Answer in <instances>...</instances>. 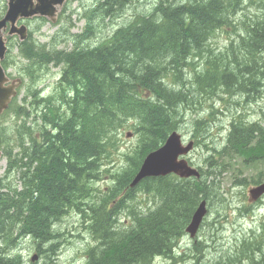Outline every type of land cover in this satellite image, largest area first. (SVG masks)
Returning <instances> with one entry per match:
<instances>
[{
	"label": "trees",
	"instance_id": "trees-1",
	"mask_svg": "<svg viewBox=\"0 0 264 264\" xmlns=\"http://www.w3.org/2000/svg\"><path fill=\"white\" fill-rule=\"evenodd\" d=\"M105 1L98 2L91 16H82L87 20L82 33H70L71 50L49 51L32 35L19 43L20 56L27 61L19 75L25 83L31 82L27 93L45 106V113L39 114V131L30 132L26 124L18 128V139L25 138L19 144V154L8 149L6 129L0 127L3 157L7 159L0 178V264H24L11 250L25 237L55 240L54 224L72 209L89 213L88 230L98 240L87 252L88 264H154L157 256L172 259L194 212L203 200L212 203L215 189L203 179L202 168H198L200 180L171 175L146 178L132 188L136 173L145 157L178 130L182 111L195 108L197 103L201 106L203 97L210 100L221 92L230 98L250 96L261 92L264 85V0H187L179 4L160 0L150 14L134 18L104 42L86 45L93 35L92 16L96 12L102 20L117 17L133 0ZM252 7L258 12L256 9L252 14ZM219 32L229 37V43L216 52L212 42ZM10 53L3 62L5 69L13 66ZM198 60L203 61L201 66ZM51 66L62 68L59 88L68 96L62 101L67 110L52 108L51 98L37 100L39 91L34 84ZM23 111L19 107L18 113ZM128 121H133L141 140L138 155L128 169L115 176L104 202L84 204L114 133ZM233 121L225 149L244 152L253 143H261L262 149L257 146L251 152H263L264 156V122ZM13 174H18L20 184L5 183ZM137 193L151 196L156 208H161L146 213L131 211L134 225L119 232L116 219L121 210L129 209ZM254 240L250 244L257 247L253 255L246 251L243 255L237 249L227 264H240L247 257L255 264H264V237L260 234ZM51 247L56 252L54 243ZM38 251L44 253L41 248ZM97 255H101L99 259Z\"/></svg>",
	"mask_w": 264,
	"mask_h": 264
},
{
	"label": "rangeland",
	"instance_id": "rangeland-1",
	"mask_svg": "<svg viewBox=\"0 0 264 264\" xmlns=\"http://www.w3.org/2000/svg\"><path fill=\"white\" fill-rule=\"evenodd\" d=\"M7 1L0 0V18L7 11ZM99 1L69 0L55 24L51 21L44 23L39 20L28 22L29 29L33 31L32 37L39 44H46L48 50H71L73 43L70 41V33L78 34L84 31L87 20L82 16L86 14L91 16V11L96 9ZM170 1L179 4L187 0ZM159 2L160 0H133L121 15L104 20L96 12L92 16L93 35L89 36L86 45L97 46L104 42L118 28L134 18L150 14ZM256 9L258 12V8H250L252 14L256 13ZM251 12H246V14L250 15ZM238 29L243 31L241 25H238ZM16 40H19L18 37L7 38L8 45L11 43L9 47L14 45V47H10L11 53L8 52L10 53L8 54L9 61L13 63V66L8 69L12 78L19 77L20 69L27 63L20 56V41ZM228 43L229 37L224 32H219L213 40L212 46L216 52H220ZM202 62L201 60L196 61L197 64ZM61 75V67L51 66L49 70L41 73L40 77L42 78L36 81L34 88L35 91H39L37 100L42 97L51 98L52 108L58 104L56 106L63 110L67 106L62 104L64 94L59 88ZM30 83L28 80L26 83L24 81L19 96L11 104L9 110L0 114V127L6 129L8 149L13 150L14 154H19V144L25 140V138L18 139L17 133L20 125L26 124L31 127L30 132L35 133L42 126V118L39 114L45 113V106H40V102L36 103L35 99L28 95ZM260 91L250 96L239 95L231 98L228 94L221 92L210 100H204L203 97L201 106L197 103L195 108L182 112V117L178 120L177 131L182 134L185 142L193 140L195 143L193 151L186 158L195 168H202L205 174L203 179L207 178V185H210L211 189H215L216 195L211 196L212 203L209 207V214L199 230L197 242H195L196 239L192 240L186 235L178 243L177 253L181 256L180 258L169 261L164 257H157L154 264H195V262L198 264H227L237 249L241 250L243 255L245 254V249L240 248L242 244L253 243L254 238L260 237V234L264 237V197L255 203L249 201V191L255 186L254 182H264L263 152L257 154L251 152L255 151L254 147L257 146L262 149L261 143L259 145L253 143L252 147L247 148L244 152L241 149H225L234 118H243V120L252 123L262 124L264 122V85ZM53 98H55L54 102ZM41 103L44 104L42 101ZM19 107L22 110H27V113L25 111L21 114L18 113ZM132 124L133 121L125 122L123 127L114 133L113 144L107 148L108 151L100 163L99 176L92 180L93 183L91 182L89 204H100L102 200L104 202L109 196V189L115 184V176L128 169L132 158L138 155L136 152L141 147V140ZM218 151L220 154L217 153ZM249 154L255 155L256 158L252 160ZM209 157H213V159L210 160ZM6 168L7 159L2 157L0 178ZM200 179L201 177L197 180ZM5 183L12 186L20 184L18 174L8 177ZM130 205L131 208L120 211L117 218L118 223H116L118 230L128 231L127 228L130 229L134 225L133 214L131 215L130 211L146 213L147 210L156 207V202L152 201L151 196L138 193L135 201H132ZM68 212L69 214H65L53 226L56 234L55 240L44 243L33 237H25L10 253L20 255L24 264H88L87 252L98 245V240H95L88 230L87 217L89 213L83 215L76 209ZM53 243L56 246V252L52 250ZM250 247H253L250 253L253 255L257 251V247L251 245ZM39 248L44 253L40 254ZM35 255L38 258L32 261ZM195 255L202 258L194 261ZM261 256L263 259L264 255ZM261 256L257 258L259 261H261ZM243 264L248 263L244 262Z\"/></svg>",
	"mask_w": 264,
	"mask_h": 264
},
{
	"label": "water",
	"instance_id": "water-1",
	"mask_svg": "<svg viewBox=\"0 0 264 264\" xmlns=\"http://www.w3.org/2000/svg\"><path fill=\"white\" fill-rule=\"evenodd\" d=\"M65 2L66 0H37L36 2L34 0H9L8 10L5 16L0 19V114L9 108L13 98L18 94L17 89L22 84L21 79L10 83L8 73L2 65L8 50L5 31L9 29V35H18L23 41L27 39L29 29L24 24L18 25L21 20L46 17L55 23L59 9ZM193 148V141L184 145L182 136L177 131L172 132L163 146L146 156L130 186L134 188L146 178L166 177L172 174L182 179L200 178V171L184 159ZM1 157L0 140V159ZM263 195L264 183L250 190L251 202L259 200ZM207 214V202L204 200L194 212L187 227V232L192 238L196 236ZM37 258L35 255L32 260L35 261Z\"/></svg>",
	"mask_w": 264,
	"mask_h": 264
},
{
	"label": "bare ground",
	"instance_id": "bare-ground-1",
	"mask_svg": "<svg viewBox=\"0 0 264 264\" xmlns=\"http://www.w3.org/2000/svg\"><path fill=\"white\" fill-rule=\"evenodd\" d=\"M106 1H107V0H106ZM106 1H105V2H106ZM145 17H146V16H145ZM219 19H220V18H219ZM93 22H94V21H93ZM238 24H239V23H238ZM240 24H241V23H240ZM235 26H236V25H235ZM235 26H234V27H235ZM225 30H226V29H225ZM225 30H224V31H225ZM83 34H84V33H83ZM84 35H85V34H84ZM82 37H83V36H82ZM232 42H233V41H232ZM49 51H50V50H49ZM54 51H56V50H54ZM51 52H52V51H51ZM51 52H50V53H51ZM55 53H56V52H55ZM262 53H263V52H262ZM60 54H61V53H60ZM60 54H58V55H60ZM55 56H56V54H55ZM56 57H57V56H56ZM58 57H59V56H58ZM61 60H62V59H61ZM61 60H60V62H61ZM63 60H64V59H63ZM64 61H65V60H64ZM64 61H63V63H64ZM60 62H59V63H60ZM198 64H199V63H198ZM199 65L201 66V64H199ZM262 65L264 66V64H262ZM262 75H263V74H262ZM61 85H62V84H61ZM62 88H63V87H62ZM178 88H179V87H178ZM59 93H60V92H59ZM59 93H58V94H59ZM62 93H63V92H62ZM58 94H57V95H58ZM225 94H226V93H225ZM58 96L60 97V95H58ZM56 97H57V96H56ZM59 97H58V98H59ZM61 97H62V96H61ZM63 97H64V96H63ZM63 97H62V98H63ZM67 97H68V96H67ZM67 97H64V98H63V101H64V99L67 98ZM54 99H55V98H53V102H54ZM66 101H67V100H66ZM48 102H49V101H48ZM50 103H52V102H50ZM59 103H60V102H59ZM62 104H63V102H62ZM56 105L58 106V104H56ZM56 105H55L54 107H56ZM61 106H63V105H61ZM60 108H61V107H60ZM60 108H59V109H60ZM63 108H64V107H63ZM63 110H65V109H63ZM66 110H67V108H66ZM181 110H182V109H181ZM182 112H183V111H182ZM238 118H239V117H238ZM239 119H240V118H239ZM242 119H243V118H242ZM178 120H179V119H178ZM240 120H241V119H240ZM233 122H235V121H233ZM245 123H246V122H245ZM232 125H233V124H231V126H232ZM245 125H246V124H245ZM252 125H253V124H252ZM242 126H243V125H242ZM230 128H231V127H230ZM257 134H258V133H257ZM257 134H256V135H257ZM229 149H230V148H229ZM98 163H99V162H98ZM98 165H100V163H99ZM98 165H96V167H97ZM95 170H96V168H95ZM95 170H94V171H95ZM96 171H97V170H96ZM94 173H95V172H94ZM98 173H99V172H98ZM96 174H97V173H96ZM94 175H95V174H94ZM97 176H98V175H97ZM90 178H91V177H90ZM93 178H94V177H93ZM212 179H213V178H212ZM97 180H99V179H97ZM93 182H94V181H93ZM93 182H92V183H93ZM95 183H96V182H95ZM92 189H93V188H92ZM139 191H140V190H139ZM137 194H138V193H137ZM89 197H90V196H89ZM92 197H93V196H92ZM88 199H90V198H88ZM147 200H149V199L147 198ZM155 200H156V199H155ZM159 200H160V199H159ZM87 201H88V200H87ZM93 201H94V200H93ZM93 201H92V202H93ZM133 201H134V199H133ZM153 201H154V200H153ZM90 202H91V201H90ZM98 202H99V201H98ZM98 202H97V203H98ZM102 202H103V200H102ZM131 202H132V201H131ZM155 202H156V201H155ZM85 203H88V202H84V204H85ZM93 203H94V202H93ZM99 203H100V202H99ZM129 203H130V202H129ZM158 203H159V202H158ZM91 204H92V203H91ZM91 204H90V205H91ZM134 204H135V202H134ZM147 204H148V203H147ZM126 205H127V204H126ZM160 205H161V204H160ZM209 205H210V204H209ZM127 206H128V205H127ZM130 206H131V205H130ZM132 206H134V205H132ZM155 206L157 207V203H156ZM155 206H154V207H155ZM106 207H107V206H106ZM106 207H105V208H106ZM125 207H126V206H125ZM148 207H149V206H148ZM151 207H152V206H151ZM156 207H155V209H159V208H161L160 206H159V208H156ZM130 208H131V207H130ZM72 210H73V209H72ZM74 210H75V209H74ZM131 210H132V209H131ZM137 210H138V208H137ZM107 211H108V210H107ZM130 212H131V211H130ZM185 212H186V211H185ZM131 213H132V212H131ZM68 214H69V212H68ZM128 214H129V213H128ZM141 214H142V213H141ZM104 215H105V214H104ZM139 215H140V214H139ZM102 216H103V215H102ZM107 216H108V215H107ZM130 216H131V215H130ZM132 216H133V215H132ZM106 218H107V217H106ZM100 219H101V218H100ZM108 220H109V217H108ZM116 220H117V219H116ZM104 221H105V220H104ZM106 222H107V220H106ZM108 222H109V221H108ZM109 223H110V222H109ZM117 223H118V222H117ZM91 224H92V223H91ZM105 225H106V224H105ZM118 227H119V226H118ZM115 228H117V227H115ZM121 229H122V227H121ZM90 231H91V230H90ZM118 231H119V230H118ZM122 231H123V230H122ZM119 232H120V231H119ZM176 232H177V231H176ZM179 232H180V231H179ZM179 232H178V233H179ZM90 233H91V232H90ZM124 233H125V232H124ZM125 234H126V233H125ZM176 234H177V233H176ZM122 235H124V234H122ZM90 236H91V235H90ZM97 236L99 237V235H97ZM171 236H172V235H171ZM176 237H177V236H176ZM176 237H174V238H176ZM101 238H102V237H101ZM101 238H100V239H101ZM93 239H94V238H93ZM103 239H106V237H103ZM180 239H181V238H180ZM95 240H96V239H95ZM106 240H107V239H106ZM171 240H172V239H171ZM39 241H40V240H39ZM174 241H175V239H174ZM174 241H173V242H174ZM178 241H179V240H178ZM46 242H47V241H46ZM99 242H100V241H99ZM103 242H104V241H103ZM170 242H171V241H170ZM42 243H43V242H42ZM44 243H45V242H44ZM90 243H91V242H90ZM92 243H93V242H92ZM174 243H175V242H174ZM101 244H102V243H101ZM101 244H100V245H101ZM105 244H106V242H105ZM90 245H91V244H90ZM94 245H95V244H94ZM90 247H91V246H90ZM92 247H93V246H92ZM93 248H94V247H93ZM100 248H101V247H99V249H100ZM96 249H97V248H96ZM104 249H105V248H104ZM106 249H109V247L106 248ZM101 250H102V249H101ZM101 250H100V251H101ZM87 251H88V250H87ZM97 251H98V250H97ZM103 251H104V250H103ZM89 252H90V249H89ZM92 252H94V250H93ZM105 252H106V251H105ZM92 254L94 255V253H92ZM97 254H98V253H97ZM91 256H92V255H91ZM95 256H96V255H95ZM95 256H94V258H95ZM100 256H101V255H100ZM100 256H99V257H100ZM97 257H98V255H97ZM99 257H98V259H99ZM91 259H92V257H91ZM96 259H97V258H96ZM96 259H95V260H96ZM95 260H93V261H95ZM121 262H122V264H123V261H121ZM91 263H92V262H91ZM119 264H120V263H119Z\"/></svg>",
	"mask_w": 264,
	"mask_h": 264
},
{
	"label": "flooded vegetation",
	"instance_id": "flooded-vegetation-1",
	"mask_svg": "<svg viewBox=\"0 0 264 264\" xmlns=\"http://www.w3.org/2000/svg\"><path fill=\"white\" fill-rule=\"evenodd\" d=\"M35 2L37 1V0H34ZM8 3H9V0L7 1V5H8ZM41 18H39V17H35V18H32V19H28V20H23L22 21V23H25L27 26H28V22H30V21H33V20H40ZM22 23H20V24H22ZM8 31H9V29H7L5 32H6V35H8L9 37H13V36H11V35H9L8 34ZM40 31V30H39ZM30 35H33V31L31 30V29H29V36ZM18 37V36H17ZM10 40H12V38H9ZM17 39V38H16ZM19 39V38H18ZM16 41H18V40H16ZM10 42V41H9ZM9 44H11V43H9ZM195 240V239H194ZM195 242H197V239L195 240ZM251 246H253V245H251ZM241 249H245V251L246 252H252V250H253V247H250V246H248V245H246V244H242L241 245V247H240ZM178 248L177 249H175V250H173V253H172V259H176V258H180L181 256H179L178 255ZM240 252H241V250H240ZM242 253V252H241ZM198 257V255H195L194 256V261H195V259ZM199 258H202V257H199ZM240 264H243L244 262H246V263H248V264H255V261H254V259H249L248 257L247 258H243V259H241L240 260Z\"/></svg>",
	"mask_w": 264,
	"mask_h": 264
}]
</instances>
